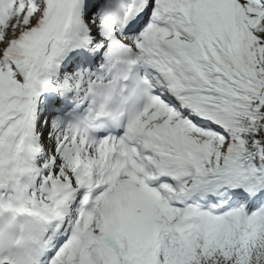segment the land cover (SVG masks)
<instances>
[{
    "label": "snow or ice",
    "instance_id": "snow-or-ice-1",
    "mask_svg": "<svg viewBox=\"0 0 264 264\" xmlns=\"http://www.w3.org/2000/svg\"><path fill=\"white\" fill-rule=\"evenodd\" d=\"M0 264H264V0H0Z\"/></svg>",
    "mask_w": 264,
    "mask_h": 264
}]
</instances>
